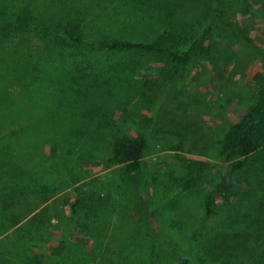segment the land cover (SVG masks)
<instances>
[{"label": "rangeland", "instance_id": "1", "mask_svg": "<svg viewBox=\"0 0 264 264\" xmlns=\"http://www.w3.org/2000/svg\"><path fill=\"white\" fill-rule=\"evenodd\" d=\"M90 1L82 0L79 8L89 4L92 11ZM180 1L130 0L119 11L115 3L101 21L111 34L107 36L136 41H149L155 28H210V55L173 77L163 63L134 54L106 53L89 63L91 67L86 60L68 71L63 68L68 62L53 59L49 44L38 34L53 25L67 1L0 0V145L7 143L0 148V183L33 173L48 183L63 182L56 198L65 216L71 193L84 194L92 214L85 217L84 233L78 237L86 240L81 244L91 263L109 252L122 258L119 264H158L152 255L156 247L166 264H198L211 239L227 235L239 236L248 245L245 264H264V231L259 226L264 148L251 155L250 174L226 170L212 151L264 87V0ZM215 16L220 20L210 27ZM92 24L100 25L97 19ZM137 61L144 65L138 72L130 70ZM120 62L128 69L117 67ZM152 118L162 127L158 142L174 146L183 136L190 149L199 139L196 149L207 152L176 154L151 147L141 171L127 177L110 164L108 146L113 138L133 134L142 120L152 131ZM38 120L62 136L21 134ZM49 144L56 146L51 153ZM10 157L17 169L8 166ZM184 157L204 164L203 175H194L188 191L182 190L186 167L179 160ZM211 195L213 214L207 216ZM51 208L54 216L56 209ZM2 249L0 256L8 257L11 252ZM74 263L65 258L60 264Z\"/></svg>", "mask_w": 264, "mask_h": 264}, {"label": "trees", "instance_id": "2", "mask_svg": "<svg viewBox=\"0 0 264 264\" xmlns=\"http://www.w3.org/2000/svg\"><path fill=\"white\" fill-rule=\"evenodd\" d=\"M66 1L67 7L60 13L59 18H53L51 21L53 25L44 30L39 29L38 34L49 44V54L53 59L68 62L63 67L68 71L70 67L79 65L81 61L86 62V60H90L86 63L91 67L89 63H94L97 56L106 53L120 56L134 54L149 56L155 63H163L168 69L167 71L173 73V77H178L180 72L187 69L196 59L206 57L211 53L206 44L211 30L210 28L204 30L201 26L202 22L198 23L203 28V30H199L200 33L197 29L188 31L169 27L163 30L161 28L153 29L154 36L149 41H136L121 37L111 38L107 36L111 34L101 26L103 12L115 3L118 4L117 11H119L130 0H91L92 11L89 4L88 6L82 4V8H79L82 0ZM196 2L197 4L201 3L200 0H196ZM122 13H119L118 16ZM211 15H215V13L211 12ZM96 19L100 25L92 24ZM219 20L220 18L215 16V19L213 18L209 24L210 27H213ZM123 64L120 62L117 67H121ZM143 65L137 61L129 66V69L138 72ZM124 68L128 69V66L124 64ZM84 70L86 71V69ZM173 77L170 78V82L174 80ZM153 116L157 117L155 113ZM156 123H158L157 118L155 120L152 118V124L155 127L149 131L146 128L147 122L142 120L137 124L133 134L113 138L108 146L110 164L120 167V171L127 177H135L141 171L143 159L151 147L161 151L169 150L176 154L178 152L188 154L207 152L205 148L203 150L196 149V147L199 148L201 142L199 139L193 142L190 149L187 148V138L183 136L174 146L162 139L158 142L157 134L162 127ZM25 133L29 136H51L52 139L62 136L59 132L57 135L51 133L48 126L45 123L40 124L39 120L33 127L21 130V134ZM148 133H152V136ZM6 145L7 143H4L0 145V148L3 149ZM55 147L49 144L50 153ZM263 148L264 87L259 90L254 105L245 111L239 121L230 126L224 134L223 140L217 146H213L212 151H214L213 155L217 157L216 159L225 164L223 167L226 170L228 168L233 171L245 169L250 174L252 172L250 157ZM72 150L73 146H70L68 151ZM179 161L186 167V170H182L184 173L182 190H192L196 179L194 175H203L204 164L188 160L186 157ZM12 165L10 157L8 166ZM13 166L14 169H17L15 165ZM70 179H72L71 173L66 180ZM44 180L43 175L37 176L36 173H33L24 175L22 178L14 177L5 184L0 183V237L12 229L14 230L13 233L11 232L0 240V248H3L2 253L4 251L5 253L11 252L5 254L9 255L8 257L0 256V264H60L65 258L71 259V263L75 262L74 264H81L84 261L94 264L84 257L87 247L81 243L86 240L78 237L79 234L84 233L82 227L85 217L90 218L92 214L88 199L77 190L71 193V203L67 209L69 214L65 216L59 210L61 201L56 198L63 191V182L48 183ZM33 183H37V186L31 189ZM49 201L53 202L56 209L54 216L51 208L53 205H46ZM213 204L214 197L211 195L206 202L207 216L213 214ZM259 210L261 212L259 226L264 231V203L259 207ZM174 225L171 226L175 228ZM154 250L156 251V247ZM155 251L152 255L156 254L159 260L158 264H166L163 255ZM249 252L248 245L239 236L214 237L206 249L204 248V251L201 252L203 258L198 264H245ZM39 256H43L44 260H41L42 258ZM119 258L121 257H112L109 252H106L97 264H119L121 262ZM152 258L150 257V259ZM187 262V260H183L181 264H187Z\"/></svg>", "mask_w": 264, "mask_h": 264}]
</instances>
